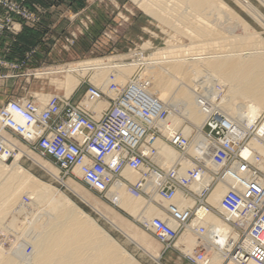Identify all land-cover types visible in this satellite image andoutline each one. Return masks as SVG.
<instances>
[{
  "label": "built area",
  "instance_id": "obj_1",
  "mask_svg": "<svg viewBox=\"0 0 264 264\" xmlns=\"http://www.w3.org/2000/svg\"><path fill=\"white\" fill-rule=\"evenodd\" d=\"M0 7L7 12L0 30L18 31L13 16L30 24L38 21L22 1L0 0ZM103 98H108L109 106L96 111L93 105ZM220 110L211 112L205 128L209 137L229 152L227 163L218 171L208 170L189 154L190 138L172 128L168 109L134 78L121 90L114 82L106 90L90 84L79 101L57 94L45 102L22 96L0 105V156L7 162L20 151V144H25L37 155L50 158L62 177H73L75 168L81 167L78 178L101 196L107 195L117 179L127 182L132 193L148 195L144 191L145 176L147 169H153L160 174L157 194L168 204H159L168 218L156 217L142 225L165 250L175 247L190 227L196 246L191 254L183 253L184 258L194 264H209L212 247L208 244V228L201 223L191 226L196 217L204 220L203 215L198 216L204 209V214L219 215L237 234L231 245L213 238L225 259L233 257L238 264H264V175L242 156L243 148L264 123V114L254 124L239 126ZM14 136L20 139L17 146L12 142ZM160 138L179 152L178 160L169 167H160L155 160ZM127 167L141 173L142 178L136 183L124 178ZM207 175H212L209 181ZM220 182L227 184V191L218 210L208 199ZM180 192L195 199L193 207L180 209L174 203Z\"/></svg>",
  "mask_w": 264,
  "mask_h": 264
},
{
  "label": "rangeland",
  "instance_id": "obj_2",
  "mask_svg": "<svg viewBox=\"0 0 264 264\" xmlns=\"http://www.w3.org/2000/svg\"><path fill=\"white\" fill-rule=\"evenodd\" d=\"M14 1H22L26 5V0ZM57 1L59 4H56V7L65 10L61 12V16H58L60 20H50L41 27L42 21L38 12L26 5L38 17L36 23L30 24L20 17L13 16L17 28L19 27L18 31L12 33L5 27L0 30V36L4 31L12 36H17L25 27L45 30L39 38L43 46L34 45L19 55L12 54L8 48L3 56L0 55V105L22 96L35 99L37 95L46 99L48 96L60 94L71 97L74 101H79L85 88L90 84L97 85L102 90H105L110 82L114 81L117 84L112 77L108 82L107 77L104 79L102 75H97L95 71L83 70L84 72L81 71V73L78 71H65L72 65L85 66L92 63H108L118 60H127L130 64H133L136 61L139 63L138 65H129L130 68L133 66V70L129 77L123 79L126 82L121 85V90L133 78L137 80L138 76L145 70L147 66L145 62L147 61L186 58L196 52L228 53L240 48L246 49L247 47L249 49L250 45H257L258 41H264L263 0H222L233 15L204 13L205 19L197 16L192 11H185L187 6L181 3L176 5L175 0L172 3H164L163 1L166 0ZM69 1L74 2L69 4ZM246 5H252L260 13L263 20L249 12ZM0 8L2 9L0 25H4L7 12L2 7ZM249 36L248 41H244L248 44L246 43L243 45L244 47H240L241 40L239 39ZM260 47L264 48L263 45ZM196 79L194 81H177L168 97L170 98L178 88L190 91L189 87H195L198 90L196 82L199 83V80ZM220 80L223 83L211 81L214 87L220 90L218 97H222L229 90V85H224L225 81ZM72 81L76 83L75 88L70 87ZM181 82H185V84ZM200 89L201 87H199ZM167 100L165 102H169V99ZM217 101L220 102V98ZM241 103L247 105L248 102L243 101L241 97H234L228 103L231 112L236 114L238 112L237 105ZM107 106L108 102H101L99 111ZM258 112L259 114L264 113V105ZM192 125L188 120H184L180 124L181 127L190 131L185 136L189 137L196 131L195 129L190 130V127L194 126ZM14 138L16 140L13 141L17 146L20 139L16 136ZM24 145L20 144V151L16 154L18 156L15 155L7 162L4 160L6 165L11 166L17 163L21 170L63 194L79 211L90 217L107 232L139 264H194L184 258L183 252L194 249L196 246L195 235L185 232L178 238L176 241L178 244L182 238L188 239V248L184 251L179 250L176 243L172 249L165 250L155 235L143 227L139 215H133L119 208L108 199L107 195L101 196L91 190L78 178L80 174L75 170L73 177H62L59 169L50 158L41 157ZM157 146L160 149L159 155L163 154V147L172 150L175 155L178 154V151L165 143L164 140H159ZM249 146L261 154L264 161V148L255 147L254 144H249ZM218 147L226 157L223 163L216 167H211L201 161L208 170L218 171L227 162L229 153L223 150L220 145ZM247 154L249 153H244V155ZM208 156H211V154ZM169 166H171V163L167 162L164 167ZM263 166L264 162L260 166V169L264 172ZM135 173L141 176L140 173ZM25 196H28V194L24 193L21 198L24 199ZM143 197L150 199L148 195H143ZM213 198L214 195L211 193L209 202L212 203L211 205L218 207L219 203L217 204ZM176 199L174 200L175 204ZM152 203L157 207V212L159 211V214L153 215L152 218L167 219L168 214L159 205L165 204L162 200L160 201V197L159 199H153ZM114 215L119 217V220L123 219V222L131 225L136 231L143 233L151 245L148 246L138 241L122 226L121 222L117 220L113 222L112 216ZM25 217H20L21 222L26 219L23 224L28 223V217ZM216 221L217 224L220 223L218 220ZM213 257L214 249L211 252V260ZM217 264L236 263L222 256Z\"/></svg>",
  "mask_w": 264,
  "mask_h": 264
},
{
  "label": "bare ground",
  "instance_id": "obj_3",
  "mask_svg": "<svg viewBox=\"0 0 264 264\" xmlns=\"http://www.w3.org/2000/svg\"><path fill=\"white\" fill-rule=\"evenodd\" d=\"M163 2L172 3L173 0ZM175 3L176 5L179 3L186 5L187 9L185 11H192L202 19H205L204 13L233 15L222 0H175ZM246 8L263 20L260 13L252 5H246ZM156 13L158 14V12ZM234 20L236 19L234 18ZM190 29L192 30V28ZM249 38L250 36L238 38L241 40L240 47H244L243 45L247 43H244V41H248ZM262 45L264 46V41H258L257 45L252 44L249 49L247 47L246 49L240 48L228 53L196 52L186 58L147 61L145 62L147 65L145 70L135 82L147 93L161 101L165 108L168 109V121L173 129L180 130L184 136L187 135V132L190 133L189 129L180 126L184 120H188L194 125H192L193 127H197L199 131L197 138L191 141L192 137L185 136L190 138L189 152L207 165L216 167L223 163L226 156L218 147L219 144L210 138L206 132V122L211 112L220 108L226 118H229L239 126L254 124L264 114H259L258 112L264 105V48L260 47ZM138 64L136 61L130 64L127 60H118L115 62L97 63L92 68L95 69L94 71L97 75H102L104 79L107 77L108 82L113 78L118 86L113 80L111 81L120 89L121 85L126 82L123 79L129 77L132 73L133 66L130 68L129 65L136 66ZM87 67L88 65H72L65 71H78L81 73L83 70H89ZM195 79L199 80V83L196 82L198 90L195 87H189L190 91L178 88L170 98L168 97L177 81H194ZM220 79L225 81L224 85H229L228 92L222 97H218L220 90L211 83V81L221 83ZM181 83L185 84V82ZM75 84V81H72L71 85H69L75 88ZM199 87H201L200 90ZM237 96L248 103L247 105L242 103L237 105L238 112L235 114L231 112L228 103ZM50 97L43 99L40 95H37L40 102H45ZM219 98L220 102L217 101ZM167 99H169V102H165V100L168 101ZM103 101H105L104 98L94 104L93 108L99 111L100 103ZM159 140L162 139L160 138ZM12 142L14 143L13 140ZM249 144L264 148V123L251 136ZM249 144H246L243 148L242 156L247 158L252 166L255 165L261 175H264V172L260 169L264 162L263 157L256 150L251 149ZM162 149L163 154L155 158L157 164L160 167H164L167 162L173 165L178 160V154L175 155L172 150L166 147ZM206 153L211 154V156H207ZM244 153L249 154L244 155ZM75 171L81 176V167L75 168ZM122 175L131 183H136L142 178V174L140 176L128 167L124 169ZM211 176L207 175V181L211 179ZM145 178L144 191L150 196V199L143 197V194L136 195L132 193L129 190V185L123 179L115 180L106 194L108 199L119 208L133 215H139L141 222H150L156 218H152L153 215L159 214L157 207L152 201L160 197L157 194L156 187L159 184L160 175L153 169H147ZM262 180H264L263 176ZM226 191V183L220 182L217 184V187L211 193L214 195L213 200L219 205L218 207L211 205L212 207L221 210L220 203ZM24 193H27L28 196L22 199L21 196ZM177 196V200L179 199L185 206L177 205L180 209L194 206L195 199L186 197L184 192L178 193ZM162 202L164 201L162 200ZM164 203V206L168 205H166V202ZM203 212L204 209H201L198 216L203 215L204 220L200 221L199 217H196L192 220L191 226L194 227L201 223L208 228V244H211L212 250L214 249L213 261L210 260L209 264H217L218 260L226 255L219 247L217 248L213 244V238L221 244L226 242L231 245L237 238V234L233 231L231 225L216 213L204 214ZM21 216L28 217L27 224H23L26 219L21 222ZM112 217L113 222L116 220L121 222L122 226L136 237L138 241L148 246L151 245L143 233L133 229L131 225L123 222V219L119 220L116 215ZM216 220L220 223L217 224ZM185 232L193 234L190 227ZM177 244L178 242H176V247L184 251V249L188 248V239L182 238ZM192 251L188 250L183 253L191 254ZM230 259L235 262L233 257ZM235 263L238 264L237 262ZM0 264L139 263L90 217L79 211L63 194L21 170L17 163L11 166L6 165L2 155L0 156ZM248 264L257 263L249 262Z\"/></svg>",
  "mask_w": 264,
  "mask_h": 264
},
{
  "label": "crops",
  "instance_id": "obj_4",
  "mask_svg": "<svg viewBox=\"0 0 264 264\" xmlns=\"http://www.w3.org/2000/svg\"><path fill=\"white\" fill-rule=\"evenodd\" d=\"M71 2L72 1H69V4ZM73 2H72V4H73ZM56 4H59V2L57 0H26V5L29 8L33 9L34 11H37L38 14L40 15L41 21H42V23L40 25L41 27H42V25H45L46 23H48L50 20H53V19L54 20L56 19L57 21L60 20V19H58V16H61V12L62 11L64 12L65 10H63L62 8H60L58 6L56 7ZM1 12H2V9L0 8V13ZM44 32H45L44 29L28 28V27L23 28L17 36H12L7 31L2 32V34L0 36V55L3 56L5 50L8 48L11 50L12 54L15 53V54L19 55L34 45L43 46V43L41 42V40H39V38L44 34ZM7 58H8V55H7ZM94 65H95V63L89 64L87 68H89L90 71H94L95 69L92 68V67H94ZM104 99L106 102H108V106H109V100L106 98H104ZM106 108H104V109H106ZM191 129H192V131L194 129L196 130L194 132V134H191L189 136V137H192L191 141H193L199 135V131L196 127H192V128H190V130ZM189 154L192 157H194L199 163H201V161L198 158H196L194 155H192L190 152H189ZM206 155L208 156L209 154L206 153ZM177 157L179 158V152H178ZM216 187H217V185H215L214 188H216ZM176 205L185 207L183 205V203L180 202L179 199L178 200L176 199Z\"/></svg>",
  "mask_w": 264,
  "mask_h": 264
}]
</instances>
